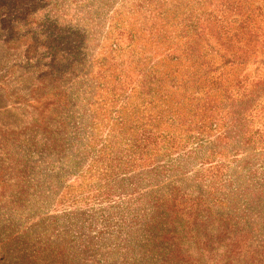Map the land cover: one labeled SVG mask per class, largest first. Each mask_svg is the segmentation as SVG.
Masks as SVG:
<instances>
[{"label":"rangeland","instance_id":"obj_1","mask_svg":"<svg viewBox=\"0 0 264 264\" xmlns=\"http://www.w3.org/2000/svg\"><path fill=\"white\" fill-rule=\"evenodd\" d=\"M211 1L205 14L218 0ZM179 2L180 14L168 23L155 8L161 4L170 14ZM184 3L201 10L193 0H0V264H167V252L184 241L153 237L154 195L175 187L195 197L201 187L216 189L213 175L222 173L231 176L222 190L264 186V148L241 141L173 147L170 157L139 160L141 166L118 174L120 159L92 158L109 131L118 135V110L139 103L141 68L186 71L181 53L188 37L179 36L182 12L190 11ZM261 18L258 56L247 71L259 82L264 108ZM46 124L65 139L63 150L27 157V144L44 147L50 139L39 129ZM112 140L123 146L115 143L120 137ZM234 144L246 148L236 157ZM26 158L32 163L22 173ZM207 260L220 264L215 256Z\"/></svg>","mask_w":264,"mask_h":264},{"label":"trees","instance_id":"obj_2","mask_svg":"<svg viewBox=\"0 0 264 264\" xmlns=\"http://www.w3.org/2000/svg\"><path fill=\"white\" fill-rule=\"evenodd\" d=\"M193 1L201 10L194 11L193 5L184 3L190 11L182 12L184 16L179 21V36L188 37L181 53L189 63L186 71L182 72L178 65L163 74L154 65L141 68L140 89L135 96L139 103L131 105L127 101L122 107H133L131 111L118 110V116H113L121 124L118 135L117 131L113 134V130L109 131L98 156L92 155L98 162L110 156L112 160L123 161L117 174L142 163L153 164L173 147L241 141L254 149L264 148V123L260 128V113H264L261 89L256 77L247 71V62L258 56L264 2L259 5L257 0H218L205 14L212 1ZM179 5L180 2L170 14L161 4L155 8L161 10L168 23V18L175 19L180 14ZM164 38L167 40L168 36L163 35ZM123 96L127 99L129 94L118 93V99ZM39 129L46 131L44 134L50 139L46 138L44 147L27 144V157L43 156L48 151L59 155L65 139L57 138L49 124L40 125ZM118 136L121 141L115 143L123 146L113 144L112 139H119ZM240 146L233 145L232 156L246 149ZM21 160L23 173L32 162L28 158ZM139 160L143 162L137 163ZM213 176L216 189L208 191L201 187L195 197H188L175 187L152 197L149 226L150 232L156 231L155 240L165 234L170 242L173 234L184 241L179 243L177 252H167V264H176L175 260L178 264H209V256L217 257L220 264H264V186L256 188L251 183L242 192L234 187L222 190L221 183L231 176L224 177L223 173ZM171 247L173 244H168L167 248Z\"/></svg>","mask_w":264,"mask_h":264}]
</instances>
